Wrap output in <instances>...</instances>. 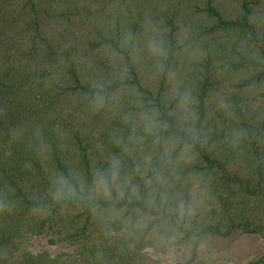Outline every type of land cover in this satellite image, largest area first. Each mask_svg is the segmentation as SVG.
<instances>
[{
  "label": "trees",
  "instance_id": "1",
  "mask_svg": "<svg viewBox=\"0 0 264 264\" xmlns=\"http://www.w3.org/2000/svg\"><path fill=\"white\" fill-rule=\"evenodd\" d=\"M254 8L264 14V0H0V264H143V248L158 243H192L183 264H206L203 243L230 236L259 237L263 254L249 264H264V28L249 24ZM147 33L168 49L162 74L144 52ZM167 69L194 99L198 138L174 184L190 213L135 228L124 220L134 225L142 204L116 222L55 204L57 173L121 155L126 114L159 106L171 119ZM98 81L123 98L118 107L91 110Z\"/></svg>",
  "mask_w": 264,
  "mask_h": 264
},
{
  "label": "clouds",
  "instance_id": "2",
  "mask_svg": "<svg viewBox=\"0 0 264 264\" xmlns=\"http://www.w3.org/2000/svg\"><path fill=\"white\" fill-rule=\"evenodd\" d=\"M249 24L258 31L264 28V14L258 8L253 9ZM125 41L130 58L139 59V50L131 33L125 35ZM144 52L153 60L157 72L162 74L167 68L165 61L168 56L164 41L157 35L147 33ZM167 79L161 104L171 119H163L159 106H141L137 112L126 114L124 120L129 123L130 134L127 139L114 138L121 155L109 156L103 166L90 165L87 173L78 169L57 173L50 179L49 188L55 204L84 205L95 210L94 214L101 221L109 222L124 218L129 205L142 204L143 208L134 206L132 209L137 216L134 225L131 217L124 220L135 228H144L155 220L169 225L172 217L182 219L190 213V208L174 191V184L179 179L178 168L191 162L193 141L198 138L194 99L190 90H182V81L176 70L167 69ZM122 101L119 93H109L107 85L98 81L91 92L90 107L93 112H102L118 107ZM137 103L139 106L143 102ZM172 121H175L176 132L165 136L164 133L173 127ZM177 133H184V136ZM146 144L149 147H145ZM124 156L132 159L130 169L125 167ZM102 202L108 206L103 210ZM7 207L0 200V212Z\"/></svg>",
  "mask_w": 264,
  "mask_h": 264
},
{
  "label": "rangeland",
  "instance_id": "3",
  "mask_svg": "<svg viewBox=\"0 0 264 264\" xmlns=\"http://www.w3.org/2000/svg\"><path fill=\"white\" fill-rule=\"evenodd\" d=\"M198 207L200 208L201 205L199 204ZM191 244H177L170 251L166 250L165 246L160 243L157 246L151 244L145 248L142 246L144 251L143 264H183L188 259L185 255L188 257L190 255L188 247ZM57 250L60 253L61 249ZM262 252V242L259 237L230 236L228 238L209 239L204 242L199 252V258L204 260L206 264H249L261 256Z\"/></svg>",
  "mask_w": 264,
  "mask_h": 264
}]
</instances>
